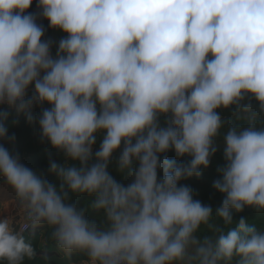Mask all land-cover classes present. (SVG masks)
I'll return each mask as SVG.
<instances>
[{"label": "clouds", "instance_id": "9594fccd", "mask_svg": "<svg viewBox=\"0 0 264 264\" xmlns=\"http://www.w3.org/2000/svg\"><path fill=\"white\" fill-rule=\"evenodd\" d=\"M32 3L0 0V180L28 234L0 218V264L48 246L80 264H264V227L233 220L264 216V0H37L63 34L55 55ZM229 108L251 113L248 126L222 132ZM10 112L63 154L49 158L54 181L13 150ZM221 142L213 212L181 181L199 179ZM117 152L127 184L109 171Z\"/></svg>", "mask_w": 264, "mask_h": 264}, {"label": "trees", "instance_id": "16d2710c", "mask_svg": "<svg viewBox=\"0 0 264 264\" xmlns=\"http://www.w3.org/2000/svg\"><path fill=\"white\" fill-rule=\"evenodd\" d=\"M40 10L37 7V0H33L32 5L28 9V13L35 14L37 16V23L44 28V37L43 39L45 40H50L51 38L60 31L54 30L49 28L48 22L40 17L39 14ZM25 13V14H28ZM56 44L52 43V54L55 55L56 52ZM0 111H8L6 107L0 106ZM40 111V110H39ZM39 111L32 112L33 117H36L39 114ZM220 114H223L226 116L227 119V126H236L237 122L233 119H231L232 115L234 114V111H232V108L229 109H221L219 110ZM16 119L15 113L10 112L8 121L7 123L10 125L9 127V134H15L16 140H15V145H14V151L18 152L20 154L21 162L28 166L29 168H32L34 171L37 173H43L46 175V178L51 182L55 180V177L51 174H48V163H49V158L51 160L55 161L56 163L60 164L63 163V154L57 152L56 150L52 149L50 145L46 141H41L40 143L38 142V139L40 138V132L38 129V126L36 125L35 122L32 124H29L23 115H21L18 119V123L15 125H12V121ZM2 143V142H0ZM98 144V141H97ZM5 147H12L7 144H5ZM169 159H175L174 153L169 152L168 154ZM188 161V158H182L178 163H186ZM111 164V162H110ZM110 168V166H109ZM114 178L118 182H122L123 179H130V177L127 176H121V175H116L113 170H109ZM75 199V198H73ZM86 199L85 197H81L80 200L76 201L77 203H82L83 200ZM220 207L217 206L215 210ZM89 216H92L93 213L91 210H89L88 213ZM241 216H244L247 218V221L250 225H255L257 228H262L264 227V222L262 221V218H255L253 214H233V220L234 222L239 220ZM235 226V225H233ZM45 229L41 228L38 229L35 236L32 237V239L37 242V239L39 237L40 232H44ZM25 235L27 236V232H25ZM45 252H47L48 255V264H58L54 261L51 260V257H53V252H55L54 247L50 246L45 249H38L37 253V259L30 262V264H41V261L39 260V257L43 255ZM85 258H80V257H72L71 259L67 260V264H76L79 261L83 260Z\"/></svg>", "mask_w": 264, "mask_h": 264}, {"label": "rangeland", "instance_id": "374dc122", "mask_svg": "<svg viewBox=\"0 0 264 264\" xmlns=\"http://www.w3.org/2000/svg\"><path fill=\"white\" fill-rule=\"evenodd\" d=\"M63 38V34L60 32L57 35L53 36L51 38V42L53 44H58L59 40ZM39 111V109H37ZM36 111V110H35ZM34 110L32 112H35ZM232 111H234V109L232 108ZM252 112L257 113V118L259 119V114H258V107L255 104L254 101H252ZM251 113H240V119L237 118V115L234 113L231 117V119L235 120L237 122V125H239L240 127H247L248 126V122H247V117L250 115ZM222 119L224 120V128L222 129L223 131H226L228 126H227V119L226 116L223 114H220ZM41 138L38 139V142L40 143ZM99 146V141L98 144L96 145V147ZM223 144L222 142L220 143V146L217 149V152L215 153V155L212 157L211 159V163L209 165V167L206 170H203V174L202 176L197 179L195 177L190 178L188 180L185 181H181L182 184H186L188 185L194 193V199L199 200L201 203L205 204V205H209L213 210L217 207L221 205V202L223 200V196L221 194H219L218 192H216L213 188H212V182L217 179V172L216 169L218 166H222L224 161H223ZM119 156V152L115 153L112 157V160L110 161L111 164L109 165L110 168L109 170H113L115 172L116 175H118V173L115 170V162L118 159ZM189 159V158H188ZM63 162H64V158H63ZM131 180L126 178L123 179V181L121 183L127 184L129 183ZM15 194L13 193V191L10 189L9 186L6 185V187L1 186L0 187V203L5 204V202H7V200H9L11 197H14ZM9 209H11L10 207H8ZM14 213H18V218L21 220V211L20 209H18L16 212L14 211ZM240 214H253L255 218H262V221L264 222V216L257 214V212H255L253 209L250 208H245L243 210V212H241ZM15 220V219H14ZM20 222V221H19ZM14 225L19 231H21V229H23L24 224L21 220V226L20 225ZM39 237L37 239V242L40 246H43L46 243V238L44 236V234L42 232L39 233ZM50 247V246H48ZM47 247V248H48ZM80 258H84V257H80ZM51 260L58 263V264H67V260L63 258L62 256L58 255L55 252H53V257H51ZM76 264H80V261Z\"/></svg>", "mask_w": 264, "mask_h": 264}, {"label": "crops", "instance_id": "0c3cea01", "mask_svg": "<svg viewBox=\"0 0 264 264\" xmlns=\"http://www.w3.org/2000/svg\"><path fill=\"white\" fill-rule=\"evenodd\" d=\"M2 186L6 187L5 185ZM8 207H10L11 209H9ZM18 209L19 208L17 206L15 196L11 197L9 200H7V202H5V204L0 203V218L7 217L14 225L18 224L21 226V220L18 218V213H14V211L16 212ZM23 229H21L22 232L25 231H23Z\"/></svg>", "mask_w": 264, "mask_h": 264}, {"label": "built area", "instance_id": "2783aa9c", "mask_svg": "<svg viewBox=\"0 0 264 264\" xmlns=\"http://www.w3.org/2000/svg\"><path fill=\"white\" fill-rule=\"evenodd\" d=\"M29 95H31V90H29ZM3 107H5V106H3ZM45 107H47V106L45 105ZM37 109L40 110V108L34 106L33 109H32V111H33V110H34V111H35V110L38 111ZM36 111H35V112H36ZM2 185H5V186H6V184L4 183V181H3V180H0V187H1ZM23 228H24L23 231H24V230L26 231V226H25V225H24ZM25 231H24V232H25Z\"/></svg>", "mask_w": 264, "mask_h": 264}]
</instances>
